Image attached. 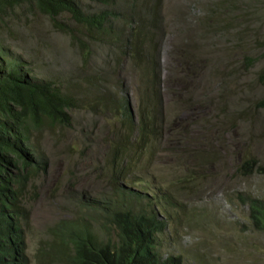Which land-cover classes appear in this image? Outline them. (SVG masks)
Masks as SVG:
<instances>
[{
  "label": "rangeland",
  "instance_id": "374dc122",
  "mask_svg": "<svg viewBox=\"0 0 264 264\" xmlns=\"http://www.w3.org/2000/svg\"><path fill=\"white\" fill-rule=\"evenodd\" d=\"M134 2L107 8L78 0L87 13L125 15L116 25L122 41L135 37L139 26L143 38L155 37L162 135L151 149L124 160L117 144L129 130L119 104L128 100L137 122L141 98L151 94L132 49L123 57L119 44L93 39L67 14L58 17L76 40L25 6L0 26L8 59L24 61L35 79L60 84L75 100L71 125L47 132L40 143L47 171L26 200L31 264H66L71 251L57 235L65 224L83 223L101 240L113 239L106 214L91 205L106 199L123 209H155L166 222L158 236L164 257L182 256L184 264H264V230L252 218L254 206L264 208V110L258 107L264 0ZM247 161L256 165L250 173L241 169ZM121 164L127 175L119 174Z\"/></svg>",
  "mask_w": 264,
  "mask_h": 264
},
{
  "label": "trees",
  "instance_id": "16d2710c",
  "mask_svg": "<svg viewBox=\"0 0 264 264\" xmlns=\"http://www.w3.org/2000/svg\"><path fill=\"white\" fill-rule=\"evenodd\" d=\"M91 1L109 8L120 0ZM24 6L50 17L55 27L76 40L75 30L58 17L67 14L88 35L94 36L93 39L100 37L109 44H119L123 47V57L132 49V59L142 64L151 94L141 98L137 122L129 101L119 104L129 134L117 144V150L122 151L119 159L124 160L133 152L138 154V150L151 149L162 135L154 93L155 81L160 76L154 35L145 34L148 37L143 38L144 29L139 26L135 37L129 36L122 41V32L117 30L121 26L116 25L125 20V15L109 9L87 13L78 0H0V26L8 15ZM146 41L150 47L144 54L141 51ZM82 47L89 57L90 49ZM5 55L0 49V264H31L25 227L31 212L26 200L37 189L40 175L47 171L40 143L47 132L55 133L71 125L75 100L60 84L35 79L24 61H13ZM258 81L264 88V68ZM258 107L264 110V97ZM133 132L134 141L130 140ZM255 167L253 161H247L241 169L250 173ZM121 172L127 175L124 164L119 167L120 175ZM110 202L106 199L91 205L101 207L106 214L115 228L113 239L101 240L93 228L83 223L65 224L57 233L71 251L66 264H184L182 256L164 257L160 252L158 236L165 231L166 222L155 209H123L115 200L109 207ZM252 218L256 226L264 230V208L261 205L253 207Z\"/></svg>",
  "mask_w": 264,
  "mask_h": 264
}]
</instances>
